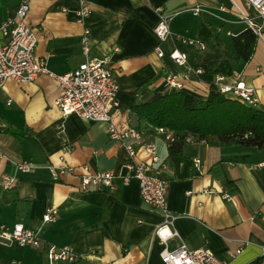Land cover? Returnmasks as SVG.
I'll return each mask as SVG.
<instances>
[{"label": "crops", "instance_id": "crops-1", "mask_svg": "<svg viewBox=\"0 0 264 264\" xmlns=\"http://www.w3.org/2000/svg\"><path fill=\"white\" fill-rule=\"evenodd\" d=\"M19 1L0 0V24L14 15ZM27 1L25 21L37 37L34 55L45 59L54 73L75 67L84 59L79 47L82 24L75 13L79 0ZM90 1L88 56H109L119 86V104L111 117L121 128L149 127L137 117L134 105L172 90L165 73L188 72L179 90L200 99L207 97L216 76L207 72L205 63H188L190 71L167 54L157 56L155 6L170 16L163 48L175 46L186 54L199 50L196 31L204 23L218 26L219 38L231 49L232 36L247 27L240 14L255 12L243 0ZM195 5L201 8L198 13L191 9ZM234 73L254 87L258 106L264 107V33L247 61L233 63L225 81H231ZM57 94V81L44 73L26 82L7 78L0 87V176L16 178L12 188L0 186V221H20L39 229L44 241L68 244L80 256L70 264H162L163 244L153 233L161 215L143 201L136 179L123 183L117 178L112 190L102 186L87 191L78 188L77 176L53 179L50 168L60 161L116 171L129 159L125 149L109 139L105 123L63 114L53 103ZM152 138L159 154L153 168L167 182V206L175 214L173 227L178 232L167 246L184 242L188 247H206L228 264H264V145L198 139L169 154L161 136ZM139 157L137 153L134 159ZM195 157L200 159L199 168L193 165ZM19 160L30 161L32 169L18 171ZM223 192L230 198H223ZM48 206L56 209V218L42 222ZM236 248L241 250L234 253ZM0 264L47 263L41 248L12 243L0 244Z\"/></svg>", "mask_w": 264, "mask_h": 264}, {"label": "built area", "instance_id": "built-area-1", "mask_svg": "<svg viewBox=\"0 0 264 264\" xmlns=\"http://www.w3.org/2000/svg\"><path fill=\"white\" fill-rule=\"evenodd\" d=\"M245 6L254 9V13H241L240 18L244 20L257 35L262 38L264 31V0H243ZM90 0H79V7L75 11L77 21L82 24L79 37V47L84 59L72 69L63 73H54L47 66L45 59L34 55L37 37L34 30L25 21L29 9L27 0H20L15 13L0 24V87L7 78H13L19 82L34 80L38 74L44 73L52 76L57 81L58 94L53 103L63 114L75 113L83 118L103 122L106 125L109 139L119 143L127 152L129 159L118 170L102 169L93 170L88 164L78 166L71 165L65 161L51 166L53 179H60L65 175L78 177V188L82 191L100 189L102 186L112 190L115 180L118 178L123 183L134 178L138 182L139 193L144 202L155 209L161 215V221L154 226L153 233L163 244L160 250L162 264H228L224 259L218 257L208 248L188 247L181 242L177 247L169 248L167 240L172 236H178L173 227L175 214L167 206V182L159 175L153 165L159 162V154L152 137L161 136L168 145L175 139L172 130L163 127H142L127 125L117 127L112 120L111 110L118 106L117 99L118 83L114 78L110 65L109 56L102 58H90L88 56L91 43L90 29L87 25V17L92 11ZM192 11L198 13L201 8L193 6ZM224 10L225 7H220ZM157 18L153 25V32L158 39L154 51L157 56L167 54L172 61L185 66L191 71L187 62V54L173 46L168 50L163 48V42L169 34V19L160 5L154 7ZM186 39H182L185 41ZM199 50L205 49L203 40L195 39ZM200 67H197V71ZM189 73L178 74L167 72L164 75L166 85L172 90L184 87V82ZM225 75L216 74L214 84L227 97L235 99L243 104L257 106V96L252 85L247 84L238 73H234L231 81H225ZM152 135V137H147ZM198 140L196 135H187L185 142ZM203 140V139H202ZM140 153L138 159L134 156ZM200 159L193 158V165L199 168ZM16 169L28 172L33 164L27 160L15 162ZM16 184L13 175L2 174L0 186L12 188ZM190 193V191H187ZM222 197L229 199L230 195L223 192ZM57 211L48 206L42 214V222L53 221ZM18 244L41 248L45 254L47 264H70L80 259L68 244H56L42 239L39 229L24 225L20 221L6 223L0 221V244ZM241 248H236L238 253ZM261 254L264 256V243L261 246Z\"/></svg>", "mask_w": 264, "mask_h": 264}, {"label": "trees", "instance_id": "trees-1", "mask_svg": "<svg viewBox=\"0 0 264 264\" xmlns=\"http://www.w3.org/2000/svg\"><path fill=\"white\" fill-rule=\"evenodd\" d=\"M196 37L204 41L206 48L189 52L188 63H205L208 73L220 75L232 74L233 63L247 61L257 40L256 33L247 26L232 36L228 49L219 38L218 26L212 23L202 24ZM134 108L137 117L149 127L163 126L173 131L175 139L168 144L169 154L179 153L187 135L203 140L217 138L223 143L264 145V107L227 98L213 82L205 99L170 90L157 93Z\"/></svg>", "mask_w": 264, "mask_h": 264}, {"label": "rangeland", "instance_id": "rangeland-1", "mask_svg": "<svg viewBox=\"0 0 264 264\" xmlns=\"http://www.w3.org/2000/svg\"><path fill=\"white\" fill-rule=\"evenodd\" d=\"M263 33H264V31H263Z\"/></svg>", "mask_w": 264, "mask_h": 264}]
</instances>
